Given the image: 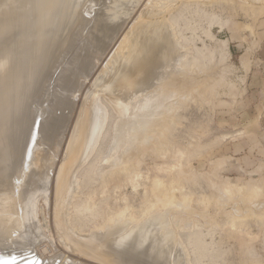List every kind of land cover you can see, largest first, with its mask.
Returning <instances> with one entry per match:
<instances>
[{"label":"bare ground","instance_id":"1","mask_svg":"<svg viewBox=\"0 0 264 264\" xmlns=\"http://www.w3.org/2000/svg\"><path fill=\"white\" fill-rule=\"evenodd\" d=\"M134 4L136 0H0V264H142L139 252L143 248L146 249L144 256L151 255L152 262L160 264L162 261L161 253H164V248L162 251L157 246L160 244L156 245L159 240L153 236L148 242L147 236L150 233V224L162 220L163 215L153 216L144 225L140 222L142 226L130 228V217L128 219L125 215L128 205L116 207L118 209L113 212L107 213L105 210L104 213L100 205L105 203L107 198L101 194L103 199L99 202L94 201L92 196L86 199L76 197L82 181L86 180V186L96 181L102 182L103 175L106 174L105 169H111V173L117 168L120 172L129 170V159L122 158L121 155L116 156L117 153L113 156L106 151L108 154L96 157V160L78 174L93 154L106 126L108 104H114L119 115L117 125L113 124L116 127L111 130L109 137L111 147L115 150L119 142L126 143L129 131L132 132L128 141L133 132H136L132 138L134 143L154 142V137H157L156 128L162 120L160 113L163 112L164 115V112H167L174 117L173 114L184 105L181 100L185 98V95L182 96L185 93L180 91L181 87L179 98L176 91H168L165 86L173 85L172 89L176 86L178 89V85L169 83L171 73L178 67L176 65H185L188 56L180 50V54L176 56L173 50L174 40L165 29L159 30L161 26L152 25L151 22H143L144 26L140 23L141 27L133 26L132 33L129 34L130 39H120L125 43L120 47L122 49L117 47L109 54V45L128 19L130 8ZM180 14L177 12L168 20L167 25L172 27V30L166 25L176 36V44V38H184L187 41L181 32L176 31L175 25L178 27L182 19ZM131 27L132 25L127 30ZM219 44L224 46L226 43L220 39ZM70 49L71 54L65 57ZM106 52L107 57H103ZM131 57L134 58L133 61H129ZM97 58L102 61L107 59L101 64L102 62L94 61ZM61 61L64 62L63 67L58 70L52 84L48 85L52 70L54 73ZM85 79H92L91 84L82 88L81 102L77 105L78 110H74L76 114L74 119L72 116L70 121L73 120L69 124L67 111L70 110L71 104H75L74 98L85 84ZM161 91L166 95L170 94L169 98L166 96L165 102ZM98 94L104 96H101L103 102H100ZM39 96L42 98L40 104L37 100ZM158 97H162L163 104ZM36 101L39 106H35ZM31 104H34L33 107ZM168 114L166 117H170ZM131 126H134L133 130L129 128ZM59 149L61 160L55 163L54 158L60 152ZM119 150L117 151L121 153ZM52 166H55L54 169H51ZM153 183L158 186V180H153ZM91 191L93 192V189L89 190ZM164 192L160 198L156 194L153 195L158 200L165 198L161 201L163 204L167 201V204L172 198L171 190ZM39 198L46 205H52V208L49 207L53 228L51 235L56 236L53 239L55 238V242L65 248L64 250L48 238L46 242L43 241L45 226L37 219ZM114 199L113 202L117 203L118 199ZM152 203L155 204V201ZM165 226L162 228L164 231ZM168 232L162 237L165 243L171 240L168 236L171 238L172 235ZM187 242L193 246L191 252L195 254V261L208 254L211 242H204L202 232L191 233ZM166 245L168 247V244ZM68 249L72 252L69 253ZM169 249L171 250V247ZM173 251L171 255H174ZM182 251V264H191L187 253ZM4 257L8 258L4 260ZM166 259L168 260L165 257Z\"/></svg>","mask_w":264,"mask_h":264},{"label":"rangeland","instance_id":"2","mask_svg":"<svg viewBox=\"0 0 264 264\" xmlns=\"http://www.w3.org/2000/svg\"><path fill=\"white\" fill-rule=\"evenodd\" d=\"M130 10L132 11L129 13L130 18L128 17L124 21L118 34H116L117 38L115 37L114 42L112 41L109 45L108 49L111 48L108 50L109 54L113 49L120 48L125 44L120 41L121 37L125 40L130 39L133 26L139 27L141 24L144 26L143 22H151L152 25L161 26L159 30L165 29V32L170 33V37L174 40L173 50H175L176 56L178 57L181 51L188 56L187 63L176 65L178 66L177 71L174 69L171 73L172 78L169 83L172 82L174 86L178 85V89L176 86L173 90L174 88L171 87L173 85L165 86L168 91H176L179 98L181 87L180 91L185 93L182 94V96L185 95V98L181 100L184 105L181 104L182 106L173 114L174 117L167 112H164V115L163 112L160 113L162 120L160 126L158 125L156 128L158 130H154L157 135L154 137V142L138 144L135 141L134 143L132 138L136 132H133V136L130 138L132 143L128 141V136L131 137L130 133L132 132L129 131V135H126V143H118V148L122 151L118 148L112 149V144L109 141L111 130L115 129L119 115L116 113L114 104L110 103L112 106L108 104L106 126L92 152L93 154L87 159L83 165L84 168L82 167L83 169H80L78 174H81L94 160L109 152L113 156L117 153L116 156L121 155L120 157L129 159V170L120 172L121 170L119 171L117 168L111 173V169H105L104 174H106L103 175L102 182L100 180V182L96 181L86 186V180L82 181L81 191L79 190L76 197L86 199V197L92 196L94 201L99 202L104 196L107 199L100 206L103 208V212L106 210L107 213L128 205L125 206V215L128 219L130 217V224L128 225L130 228L144 225L153 216L163 215L162 220L150 224L147 240L149 242L153 237L159 240L156 245L160 244L157 246L161 250L164 248V253L162 252L161 256L162 261L168 262L167 264H174L176 260V264H182L183 254L180 253L182 250L187 253V258L190 259L191 264H264V0H136V4L131 6ZM177 12L181 13L182 19L179 21L178 27L175 25L176 31L181 32L187 38V41L184 38H176L178 44L175 42L176 36L171 31L172 27L168 26L171 15L177 14ZM215 21L216 23H214ZM130 25L132 27L127 30ZM166 25L171 30L166 28ZM220 39L225 41L224 46L219 44ZM185 46L186 48H184ZM74 48L76 49V47ZM72 49L65 54V57L71 54ZM179 50L180 52H178ZM107 52L104 53L103 57H107ZM114 56H116L115 53ZM106 59L102 61V59L97 58L94 61L104 64ZM130 60L133 61L134 58L131 57ZM190 60L192 61L190 62ZM63 65L64 62L61 61L54 73L52 70L51 74H53L49 76L48 85L52 84L53 78ZM174 72L177 73L174 74ZM91 80L85 79V84L74 98L75 104L70 105V110L67 111L70 117L69 124L76 114L74 110H78L77 105L79 106V102H81L82 88L88 87ZM161 92V96L163 95L165 99L162 98L163 96L158 98L161 101L159 102L163 104L162 101L165 102L170 94L167 93L166 95L164 91ZM101 96L98 94L100 102H103L104 96H102L103 98ZM41 99L40 96L37 99L39 104ZM36 104L37 101L35 106ZM31 105L33 107L34 104ZM72 105L74 107H71ZM158 105L160 107V104ZM71 110L72 112H70ZM166 113L173 120L166 117ZM72 116L73 119L70 121ZM133 127H129L130 130H133ZM161 127H163L162 130H159ZM39 147H41L40 144ZM54 160L55 163L61 160V150ZM54 167L52 166L51 169ZM130 173L132 174L130 175ZM153 180L154 182L158 180V186L153 183ZM133 186L136 187L133 188ZM89 188L93 189V192H89ZM119 188L120 192L118 191ZM167 189L169 192L171 190L170 195L172 197L171 201L168 200V205L165 204L167 201L163 204L161 201L163 198L159 201L153 195L156 194L160 198L164 191L168 193ZM164 194L166 193L164 192ZM113 198L118 199L117 203L113 202ZM115 199L114 201H116ZM154 201L155 204L152 203ZM37 206L39 211L37 219L39 223L45 226V239L43 238V241L46 242L50 239L54 245L56 243L60 249L64 250L65 248L63 249L55 242L56 239H53L56 236L51 235L53 228L49 207L52 208V205L49 206V203L46 205L40 199ZM149 206L152 208H148ZM136 207L141 208L138 210ZM135 210L139 213L144 210L146 212L144 211V214L141 212L142 215H140L141 213L138 214ZM163 226L167 228L165 231L162 229ZM166 232L172 235L171 238L168 236L169 240L173 239L169 241L171 244L168 241L165 243L164 238H162L165 237ZM201 232L204 242H211V244L208 246V254L195 261V254L191 252L193 246L188 244L187 237L191 233ZM82 233L86 234L85 232ZM166 244L169 248L171 247V250ZM180 248L182 249L180 250ZM68 251L69 253L72 252L69 249ZM172 251L174 255L170 254ZM145 253V248L139 252L140 262L142 264H155L152 262L151 255L145 257ZM166 255L170 256L167 257ZM165 257L168 260H165ZM162 261L160 264L163 263Z\"/></svg>","mask_w":264,"mask_h":264},{"label":"water","instance_id":"3","mask_svg":"<svg viewBox=\"0 0 264 264\" xmlns=\"http://www.w3.org/2000/svg\"><path fill=\"white\" fill-rule=\"evenodd\" d=\"M8 257H4V260H6Z\"/></svg>","mask_w":264,"mask_h":264}]
</instances>
